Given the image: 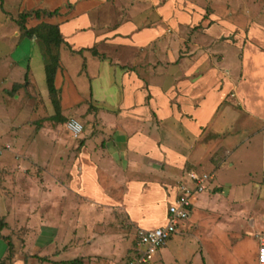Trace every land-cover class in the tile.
Listing matches in <instances>:
<instances>
[{"label": "rangeland", "instance_id": "374dc122", "mask_svg": "<svg viewBox=\"0 0 264 264\" xmlns=\"http://www.w3.org/2000/svg\"><path fill=\"white\" fill-rule=\"evenodd\" d=\"M55 8L50 17L28 16L24 26L37 27L38 37L24 35L21 14ZM43 24L58 26V47L43 42ZM49 51L59 56V111L46 87ZM69 117L83 125L81 137L67 131ZM137 133L162 150L154 163L170 173L167 190L190 170L211 174L213 189L197 194L190 214L210 213L205 193L247 181L264 220V0H0V157L9 155L0 169L2 215H25L34 198L40 208L39 196L50 206L45 196L61 181L53 163L59 168L85 148L116 150V162L128 164ZM215 210L226 220L219 202ZM114 211L109 264H125L136 230L119 206ZM187 224L176 234L174 264H202L204 220Z\"/></svg>", "mask_w": 264, "mask_h": 264}, {"label": "crops", "instance_id": "0c3cea01", "mask_svg": "<svg viewBox=\"0 0 264 264\" xmlns=\"http://www.w3.org/2000/svg\"><path fill=\"white\" fill-rule=\"evenodd\" d=\"M14 143L20 145L22 140L17 138ZM35 145L33 141L32 148ZM129 149L130 153L136 149L135 154L123 166L116 162V150L88 153V148L84 149L86 153L82 149L81 154L73 153L75 158L63 159L59 168L53 163L50 171L58 170L61 181L51 186L56 194L45 196L50 206L39 196L40 208H36L39 201L34 198L29 206L33 210L25 215L12 212L6 217L0 206L3 221L0 224V263L68 264L76 260L73 264H109L114 259L117 244L114 211L117 206L135 230L164 225L167 208L177 194V185L167 190L166 179L170 173L157 170L154 162L162 156V150L153 146L148 135L141 133L129 140ZM6 152L0 157V169L9 158ZM167 155L174 160L172 154ZM231 182L223 184L226 188L221 195H202L203 208L207 207L210 213L195 209L189 215L191 222L204 220L202 264H262L258 255L264 239V220L260 212L255 213V182ZM213 187L212 180L210 188ZM72 190L78 194H73ZM197 201L198 198L195 203ZM7 202V199L2 201L3 204ZM217 202L223 212L221 218L226 220L215 218ZM243 216L250 217L243 220L240 218ZM187 223L188 220L179 224L180 229L178 226L177 232L147 264L176 263L174 255L178 256L179 238L176 234Z\"/></svg>", "mask_w": 264, "mask_h": 264}, {"label": "built area", "instance_id": "2783aa9c", "mask_svg": "<svg viewBox=\"0 0 264 264\" xmlns=\"http://www.w3.org/2000/svg\"><path fill=\"white\" fill-rule=\"evenodd\" d=\"M67 131L73 137H81L83 125L74 118L65 123ZM1 153V150H0ZM211 174L188 171L186 177L177 184V194L167 208V221L164 225L152 229L136 230L131 246V256L125 264H147L166 242L177 232L180 223L188 220L190 209L197 200V194L210 188ZM259 263L264 264V239L259 246Z\"/></svg>", "mask_w": 264, "mask_h": 264}, {"label": "trees", "instance_id": "16d2710c", "mask_svg": "<svg viewBox=\"0 0 264 264\" xmlns=\"http://www.w3.org/2000/svg\"><path fill=\"white\" fill-rule=\"evenodd\" d=\"M58 10H59L58 8H55L53 10L35 9L30 13L21 14L22 22H19V25H20L21 29L24 30V35L26 37H29V38L32 36L38 37V28L37 27L26 28L24 26L25 19L28 16L33 14L35 18H39L41 15L50 17V16H53L56 13H58ZM43 26H47V28L49 29L47 32V35L41 37L43 42L47 46H50L49 44L51 43L54 46L58 47L60 45V43H62V41H63L61 34L59 32L58 26L56 24H43ZM82 50L83 49L81 48L79 50H76V52L81 53ZM91 51H92L93 55H97L96 50L93 49ZM47 54L48 55L43 56L44 61H45L44 73H45L46 87H47L48 96H49V99H50V102H51L53 108L56 111H59V109H60V105H59L60 97L58 96L59 89L55 85V76H56V72H57V69L59 66V56L57 53H52L51 51H49ZM16 87H18V84L14 85V88H16ZM75 261L76 260L69 261L68 264H73V263H75ZM0 264H2V263H0Z\"/></svg>", "mask_w": 264, "mask_h": 264}]
</instances>
